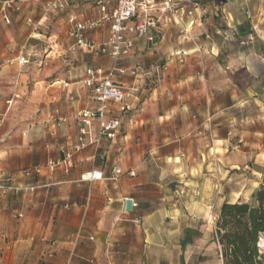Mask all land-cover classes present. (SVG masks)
Masks as SVG:
<instances>
[{"label":"crops","instance_id":"1","mask_svg":"<svg viewBox=\"0 0 264 264\" xmlns=\"http://www.w3.org/2000/svg\"><path fill=\"white\" fill-rule=\"evenodd\" d=\"M184 2L197 7L185 19L194 24L186 31L171 22L151 33L153 42L135 41L121 65L143 77H125L127 99L109 105L119 132L76 154L68 174L49 162L77 143L75 116L99 106L80 81L113 60L80 48L69 61L77 68L65 74L12 73L10 26L32 18L41 32L64 13L47 14L40 0H18L14 11L0 5V264H223L217 213L248 200L264 169V149L253 150L264 138V0ZM76 3L81 20L96 16L95 0L78 12ZM93 38L103 42L108 31ZM28 39H36L32 29ZM66 40L69 50L68 27ZM115 168L123 171L116 181ZM95 170L104 180H81ZM225 172L229 182L239 172L249 178L236 187ZM224 186L236 199L224 201ZM127 199L138 207L127 210Z\"/></svg>","mask_w":264,"mask_h":264},{"label":"built area","instance_id":"2","mask_svg":"<svg viewBox=\"0 0 264 264\" xmlns=\"http://www.w3.org/2000/svg\"><path fill=\"white\" fill-rule=\"evenodd\" d=\"M43 3V9L48 14L51 12L67 13V27L69 36L75 42L69 51L75 53L78 49H84L95 58L110 56L113 60L111 67L104 72L101 69L88 68L86 76L80 81V84L91 91L94 100L99 106L93 110H84L79 112L75 119L81 124V132L76 144L71 151L62 152L65 155L64 160H51L49 168L62 166L66 174L70 172L72 158L82 152L84 149L94 146L99 148L104 139L114 140L121 128V121L118 117L109 116V105L123 103L128 95L122 80L125 77L138 79L143 74L135 68L122 66L131 54L135 46V41L141 38H147L153 42L155 36L151 33L157 29L174 22L183 27L186 31L194 24L185 19H191L194 16L197 7H189L184 0H95L96 16L81 20L79 16L71 10L72 0H40ZM18 0H0V5L8 10H18L16 6ZM6 23H12L11 18H5ZM26 24L32 28V36L40 38L39 23L32 18H28ZM107 30L108 38L99 42L93 38V35L99 31ZM28 61L23 57L20 64H26ZM68 86V84H65ZM130 92H138L139 86L133 85L128 88ZM98 122V131L92 133L93 122ZM66 122L65 118L57 120L58 124ZM123 174L120 168L113 170L112 180H117ZM131 177L135 176L134 171L128 173ZM85 182H96L104 180V173L101 170L91 171L81 177ZM32 191L34 188L31 189ZM132 202V209L138 207L133 199H127Z\"/></svg>","mask_w":264,"mask_h":264},{"label":"rangeland","instance_id":"3","mask_svg":"<svg viewBox=\"0 0 264 264\" xmlns=\"http://www.w3.org/2000/svg\"><path fill=\"white\" fill-rule=\"evenodd\" d=\"M88 2V1H87ZM77 3L80 5L77 8H73V10L83 11L82 4L86 3V0H77ZM76 3V4H77ZM67 18V13L61 15H52L50 24L48 28H45L43 31L41 30V37L36 39H28L31 32V27H29L23 19L16 20L15 23L10 26L13 27V36L14 41L10 43V48L7 51L6 56V66L7 70L11 71L12 73L17 74H27L30 77L41 78L42 74L45 72H54L58 74H65L71 71V68L76 65H72L69 63L71 60V55H73L68 50V41L66 40V28L67 22L64 20ZM13 45V47H11ZM25 58L28 61L26 64H20L22 58ZM60 59L61 63L57 64L56 61ZM51 62V63H50ZM32 75V76H31ZM31 85L35 84L36 81L31 80ZM259 83V81H256ZM261 82V81H260ZM261 84V83H260ZM259 84V85H260ZM30 86V85H29ZM262 141L257 142V146H254V152H259L264 144V138L261 136ZM240 146H244V144H239ZM236 146V145H234ZM244 147H251V146H244ZM254 164V161L251 162ZM226 170V169H225ZM264 169H262L260 180L258 182V187H260L263 177H264ZM248 175L245 173L242 175L237 173L234 176L236 181L232 180L229 182V178L226 176L225 172V183L229 182L231 185L236 184V187L247 178ZM232 188V187H231ZM224 186L223 195L225 200L224 201H231L236 199V194H234L231 190ZM256 188V189H257ZM255 189V190H256ZM231 190V191H230ZM248 200H240L239 202H250L252 200V195L247 196ZM217 221V219H216ZM260 252L264 257V237L261 241ZM222 260V259H221ZM223 261V260H222ZM203 262V260L198 261L197 263Z\"/></svg>","mask_w":264,"mask_h":264},{"label":"trees","instance_id":"4","mask_svg":"<svg viewBox=\"0 0 264 264\" xmlns=\"http://www.w3.org/2000/svg\"><path fill=\"white\" fill-rule=\"evenodd\" d=\"M193 2L205 6L213 0ZM263 237L264 177L250 202L224 203L217 213L216 241L223 264H264L259 247Z\"/></svg>","mask_w":264,"mask_h":264},{"label":"water","instance_id":"5","mask_svg":"<svg viewBox=\"0 0 264 264\" xmlns=\"http://www.w3.org/2000/svg\"><path fill=\"white\" fill-rule=\"evenodd\" d=\"M132 209V202L128 201L127 202V210H131Z\"/></svg>","mask_w":264,"mask_h":264}]
</instances>
